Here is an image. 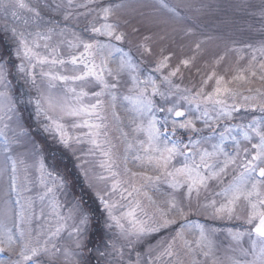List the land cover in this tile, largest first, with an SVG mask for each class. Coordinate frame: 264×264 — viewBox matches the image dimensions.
<instances>
[{
	"label": "snow or ice",
	"instance_id": "obj_1",
	"mask_svg": "<svg viewBox=\"0 0 264 264\" xmlns=\"http://www.w3.org/2000/svg\"><path fill=\"white\" fill-rule=\"evenodd\" d=\"M242 7L0 0V264H90L95 213L68 199L70 175L39 133L71 153L103 210L104 264H264V0L260 39L220 30ZM176 36L193 38V55L174 63L162 42ZM209 41L224 51L185 85Z\"/></svg>",
	"mask_w": 264,
	"mask_h": 264
},
{
	"label": "rangeland",
	"instance_id": "obj_2",
	"mask_svg": "<svg viewBox=\"0 0 264 264\" xmlns=\"http://www.w3.org/2000/svg\"><path fill=\"white\" fill-rule=\"evenodd\" d=\"M32 2L36 3L37 0H32ZM195 2L199 3L200 0H195ZM206 2L212 3L213 6H215L217 2L221 4L240 3L245 5V7H242L241 10L239 11H234L232 9H229L228 15L231 18L232 22L226 26L221 25L220 30L238 42H254L260 39L261 34L258 31L260 28V20H259L258 12L261 7L262 0H206ZM41 11L43 12L45 17L51 15V13L46 9L41 8ZM250 13H256V15H251ZM25 15H27V13H25ZM202 19L209 20L212 18L203 17ZM3 24H4V20L2 17H0V27H2ZM82 26L83 24L81 23V27ZM208 31L212 32L213 34H216V32L213 30V25L211 24L209 25ZM162 43L166 48L175 52L176 56L173 61L174 63L176 59L193 55V50H192L193 38L185 37L181 39L180 36H176L174 42L173 40L169 39L168 41ZM7 44L8 41L5 37V34L2 31H0V45L6 48ZM156 51L157 52L159 51L158 47L156 48ZM223 51H224L223 43L219 41L207 42V44L204 46V51L197 57L195 67H193L191 71L185 70V79L183 83L188 86H191L193 83L198 84L200 80V76L203 75L205 71L204 69L205 62L211 64L212 60L216 56L220 55ZM66 54H67V49H65V55ZM234 61H235V56L229 54L228 59L224 62L223 65H221L220 70L223 71L225 66H231L234 63ZM197 68L201 70L199 74L196 73ZM10 79H12L13 91L15 92V90L20 87V81L16 79L15 69H12V75L10 76ZM237 86L238 85H233V87H237ZM248 86L256 88V87H261L262 85L259 82H257L251 85H240L239 87H248ZM211 87H212V83L210 82L209 90L211 89ZM32 123H33V130H35L34 121ZM115 135L116 133L113 130V136ZM38 140L46 147L45 156L47 157L48 163L49 164L52 163V157L55 155L58 158L57 170L61 171L62 173H67L70 175L71 184L68 193V199H71L73 196L75 197L83 196L86 202H88L89 204L92 203L91 206L94 207L95 209L94 213L96 214V216H94L93 224L91 226V230L89 233L90 235L89 247L92 249V251L85 253V259L89 260L90 264H104L105 258L95 251L97 247H99L103 251V243L101 242L102 239L107 240L108 237L112 235V233L106 232L102 228V223L104 219L103 210L99 209L98 201L95 199L94 194L87 187L83 177L80 175L78 169L76 168L77 162L75 158L71 155V153L62 152L58 148V146L53 142L52 138L45 133H39ZM118 151L119 152L123 151L122 145L118 144ZM190 219H194L203 223L213 224L214 226L221 228L234 226L237 223L235 221L233 222L206 221L202 216H193L190 217ZM141 251L146 252L147 249L143 248L141 249Z\"/></svg>",
	"mask_w": 264,
	"mask_h": 264
},
{
	"label": "trees",
	"instance_id": "obj_3",
	"mask_svg": "<svg viewBox=\"0 0 264 264\" xmlns=\"http://www.w3.org/2000/svg\"><path fill=\"white\" fill-rule=\"evenodd\" d=\"M87 204H88L91 208L93 207V206H91L92 203L89 204V203L87 202ZM92 209H93V212H94V210H95L94 207H93ZM97 211H98V210H97ZM97 211H96V212H97ZM95 216H96V214H95Z\"/></svg>",
	"mask_w": 264,
	"mask_h": 264
}]
</instances>
